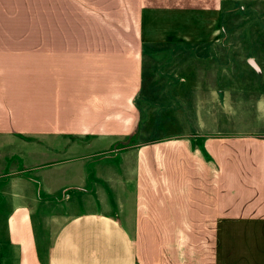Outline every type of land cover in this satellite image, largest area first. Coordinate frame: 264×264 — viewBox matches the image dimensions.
I'll list each match as a JSON object with an SVG mask.
<instances>
[{
    "label": "crops",
    "instance_id": "0c3cea01",
    "mask_svg": "<svg viewBox=\"0 0 264 264\" xmlns=\"http://www.w3.org/2000/svg\"><path fill=\"white\" fill-rule=\"evenodd\" d=\"M225 1L0 0V264H264V97L144 116L146 29Z\"/></svg>",
    "mask_w": 264,
    "mask_h": 264
},
{
    "label": "rangeland",
    "instance_id": "374dc122",
    "mask_svg": "<svg viewBox=\"0 0 264 264\" xmlns=\"http://www.w3.org/2000/svg\"><path fill=\"white\" fill-rule=\"evenodd\" d=\"M223 9L219 15L167 18L160 25L171 27L146 29L145 39L153 43L149 57L158 62L147 72L161 74L149 82L152 94L146 97L144 116L157 126L153 136L193 127L198 110L208 121L214 109L221 124L254 119L256 100L264 97V0H226ZM171 75L181 80L171 81ZM225 101L232 111L226 119Z\"/></svg>",
    "mask_w": 264,
    "mask_h": 264
},
{
    "label": "water",
    "instance_id": "95a60500",
    "mask_svg": "<svg viewBox=\"0 0 264 264\" xmlns=\"http://www.w3.org/2000/svg\"><path fill=\"white\" fill-rule=\"evenodd\" d=\"M249 64H250L251 66L255 67V64H254L251 60H249Z\"/></svg>",
    "mask_w": 264,
    "mask_h": 264
}]
</instances>
